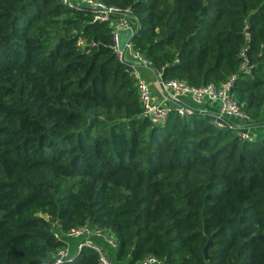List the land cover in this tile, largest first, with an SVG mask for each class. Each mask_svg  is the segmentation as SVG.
Returning a JSON list of instances; mask_svg holds the SVG:
<instances>
[{
  "label": "trees",
  "instance_id": "16d2710c",
  "mask_svg": "<svg viewBox=\"0 0 264 264\" xmlns=\"http://www.w3.org/2000/svg\"><path fill=\"white\" fill-rule=\"evenodd\" d=\"M98 1L131 11L132 48L162 81L236 74L232 96L263 128L264 0ZM110 31L58 0H0V264H44L64 241V264H98L60 236L80 225L113 237V264H264V132L240 140L206 105L150 125Z\"/></svg>",
  "mask_w": 264,
  "mask_h": 264
},
{
  "label": "built area",
  "instance_id": "2783aa9c",
  "mask_svg": "<svg viewBox=\"0 0 264 264\" xmlns=\"http://www.w3.org/2000/svg\"><path fill=\"white\" fill-rule=\"evenodd\" d=\"M68 8H83L92 13V21H109L111 26L110 43L108 47L116 56L117 60L126 62L130 66L129 75L133 79L137 100L140 104V115L144 117L150 125L157 126L163 123L168 112L174 110L179 117L190 114L195 110L192 105H206L207 108H199L197 112L208 116L209 122L217 128L227 127L231 129L240 140L250 141L254 137V126L249 117L245 114L234 100L231 87L236 74L229 75L223 82L215 86L206 84L198 87L188 86L184 82L176 79L162 81L156 72V80L163 95L162 98L155 99L146 81L141 77L137 66L147 67L146 60L132 48L131 37L136 31L135 20L128 8L120 9L116 6L105 5L98 0H58ZM120 32L127 34L122 50L118 46L117 35ZM248 34L244 32V38ZM78 46L84 44L83 40L76 42ZM245 45H243L238 55L240 57L239 71L245 75H250L251 68L245 57ZM129 58L128 60H126ZM184 100H187L185 102ZM170 104L172 105H169ZM60 236L66 238H79L76 248L85 246L94 250L97 254L98 264H112L108 253L93 238H99L103 244L109 248H115L116 243L113 237L98 228L87 225H80L72 228ZM54 237H58L55 233ZM69 256L68 242L56 248L49 254L44 264H64V260ZM137 264H160L151 255L144 256Z\"/></svg>",
  "mask_w": 264,
  "mask_h": 264
},
{
  "label": "crops",
  "instance_id": "0c3cea01",
  "mask_svg": "<svg viewBox=\"0 0 264 264\" xmlns=\"http://www.w3.org/2000/svg\"><path fill=\"white\" fill-rule=\"evenodd\" d=\"M128 59L129 58H127L126 60ZM137 67H138L137 70L139 71V74L148 84L152 96L157 100L161 99L163 93L159 85L157 84L156 76L153 70L150 69L149 67H142V66H137ZM185 102H187V100H185ZM169 105H171L170 102H169Z\"/></svg>",
  "mask_w": 264,
  "mask_h": 264
},
{
  "label": "rangeland",
  "instance_id": "374dc122",
  "mask_svg": "<svg viewBox=\"0 0 264 264\" xmlns=\"http://www.w3.org/2000/svg\"><path fill=\"white\" fill-rule=\"evenodd\" d=\"M127 36H128V35H127V34L125 35L124 32H120V33L117 35V37H118V46H119V49L122 50V48H123V43H124L125 39L127 38ZM184 101H185V100H184ZM261 132H264V126H263V128L254 131L255 134H256V133H261ZM99 245L102 247L103 250H105L104 247H103V243H102L101 241L99 242ZM105 251H106V250H105ZM111 263H112V258H111ZM112 264H113V263H112ZM121 264H123V263H121Z\"/></svg>",
  "mask_w": 264,
  "mask_h": 264
},
{
  "label": "water",
  "instance_id": "95a60500",
  "mask_svg": "<svg viewBox=\"0 0 264 264\" xmlns=\"http://www.w3.org/2000/svg\"><path fill=\"white\" fill-rule=\"evenodd\" d=\"M136 31H137V30H136ZM136 31H135V33H136ZM123 63L127 64L126 62H123ZM147 67H149V68L151 69L150 66H147ZM153 72L156 74V71L153 70ZM206 246H207V244H205L204 247H203V249H202V253H203L204 260H207Z\"/></svg>",
  "mask_w": 264,
  "mask_h": 264
},
{
  "label": "clouds",
  "instance_id": "9594fccd",
  "mask_svg": "<svg viewBox=\"0 0 264 264\" xmlns=\"http://www.w3.org/2000/svg\"><path fill=\"white\" fill-rule=\"evenodd\" d=\"M136 30H137V29H136ZM134 34H135V33H134ZM134 34H133V35H134Z\"/></svg>",
  "mask_w": 264,
  "mask_h": 264
}]
</instances>
